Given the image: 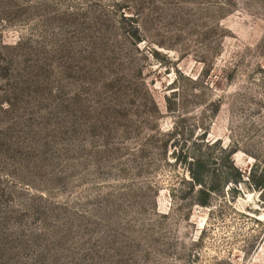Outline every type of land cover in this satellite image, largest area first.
I'll return each mask as SVG.
<instances>
[{
    "label": "rangeland",
    "instance_id": "1",
    "mask_svg": "<svg viewBox=\"0 0 264 264\" xmlns=\"http://www.w3.org/2000/svg\"><path fill=\"white\" fill-rule=\"evenodd\" d=\"M260 183L264 0H0V264H264Z\"/></svg>",
    "mask_w": 264,
    "mask_h": 264
},
{
    "label": "trees",
    "instance_id": "2",
    "mask_svg": "<svg viewBox=\"0 0 264 264\" xmlns=\"http://www.w3.org/2000/svg\"><path fill=\"white\" fill-rule=\"evenodd\" d=\"M191 163H192V165H194V166H196V165H199V166L203 165L201 161H198V160H196V159H193V160L191 161ZM232 166H233V165H232ZM194 173H195V172H194ZM194 173L191 172V174H194ZM193 181L198 182V180H196L195 175H194V180H193ZM240 181H241V180H239V183H240ZM235 183H237V182H235ZM258 186H259L261 189H264V183H260ZM201 204H202V205H206L207 203H206V202H202Z\"/></svg>",
    "mask_w": 264,
    "mask_h": 264
}]
</instances>
